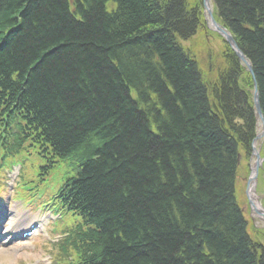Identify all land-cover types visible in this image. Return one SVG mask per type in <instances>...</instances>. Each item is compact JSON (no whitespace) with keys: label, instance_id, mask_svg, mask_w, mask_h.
<instances>
[{"label":"trees","instance_id":"1","mask_svg":"<svg viewBox=\"0 0 264 264\" xmlns=\"http://www.w3.org/2000/svg\"><path fill=\"white\" fill-rule=\"evenodd\" d=\"M213 3L264 119V0ZM199 9L0 0V78L14 80L3 92L43 129L40 144L86 162L69 181L96 228L97 256L82 264H264L236 194L237 156L255 136L252 80L226 45V69L204 79L180 43L203 27Z\"/></svg>","mask_w":264,"mask_h":264},{"label":"rangeland","instance_id":"2","mask_svg":"<svg viewBox=\"0 0 264 264\" xmlns=\"http://www.w3.org/2000/svg\"><path fill=\"white\" fill-rule=\"evenodd\" d=\"M209 3L210 7H212L211 0H209ZM199 11L201 14L202 22L204 20L206 24L199 29L196 35H194L187 41L181 42V44L183 48L188 53H190L192 59L197 62L200 71L203 73L204 77H206V81L210 82L215 80L217 76V69L214 65V56L216 54L220 56V53L222 52L224 47V43L221 40L222 38L216 32H214L213 29L208 28L210 27V22L208 21L205 8L201 7ZM213 68H215L216 70L214 71ZM254 148L262 157V155L264 154V142L262 138L255 141ZM15 160L19 162L18 165L21 168V178H26L19 184V187L16 189L15 196L20 195L19 199L25 206H33V204L35 205L39 200L47 199L53 191L55 182H57V180H60V178H63V173H58V170L60 168H56L49 174L48 177H44L46 181H39L38 178L42 177L37 176V170L39 165L41 164V160L38 159L35 155H31L29 157H21ZM253 162L254 158L251 159L250 164L252 165ZM240 164L244 165L246 164V161L241 160ZM241 165L239 170V172H241L240 176H245H243L242 178H239L238 176L236 179V194L238 197L239 206L242 208L244 217L247 221V232L249 238H251L253 241H257V235L261 238V243L264 246V220H262L261 217L255 215L249 205V199L251 200L252 197V201L260 205L264 209V190L262 184V175H257L256 177V179L258 178L257 190L255 188L254 192V181H256V179L247 184V180L244 178L248 176L245 174L246 170L243 169ZM31 178H34V181H32ZM247 185H250L249 192L246 189ZM23 189L34 190V197H26ZM0 198H3V196L0 195ZM45 203L46 202H42L38 206H35L34 211L44 210L46 207ZM66 223V218L62 216L61 219L55 223L54 227H56L57 229H61L66 225ZM41 253L42 252L29 255L28 257L30 258V261L28 262H34L39 256L43 255Z\"/></svg>","mask_w":264,"mask_h":264},{"label":"bare ground","instance_id":"3","mask_svg":"<svg viewBox=\"0 0 264 264\" xmlns=\"http://www.w3.org/2000/svg\"><path fill=\"white\" fill-rule=\"evenodd\" d=\"M221 39V38H220ZM222 40V39H221ZM233 42H234V44L232 45L231 44V46L234 48H237L238 49V46H237V44H236V42L234 41V39H233ZM226 44V43H225ZM227 45V44H226ZM228 46V45H227ZM220 49H222V48H220ZM229 51L233 54V55H235V51L234 50H232V49H229ZM214 59H215V61H214V65H215V68L217 69H215V68H213V70L215 71H217V72H219V71H222V70H225L226 69V66H227V61H226V59H225V55H222V56H219V55H215L214 56ZM238 62H239V64H240V66L244 69V71H245V73H247V74H249L250 75V72L248 71V68H247V62H246V60L244 59H239L238 60ZM249 65V64H248ZM252 70V69H251ZM253 74V73H252ZM204 79L206 80V77H204ZM252 85H254V87H255V89H256V84H255V82H254V80L252 81ZM257 97H258V95H257ZM251 104H252V110H255L256 109V107H255V104H254V100H253V97H251ZM258 104H259V100H258ZM259 109H260V107H259ZM251 162L250 161H246V164H239V163H237V171H236V174H235V176H236V178L239 176V178H242L243 176H245V175H242V176H240L241 175V172H239V170H240V165L242 166V168L243 169H245L246 170V175L249 173V171H250V167H251V164H250ZM251 175V176H250ZM250 178H253V175H254V170H253V168H252V171H250ZM244 179H247V177H245ZM253 199H252V197H251V201H252ZM239 204V203H238ZM252 204L254 205H252V208H253V210L254 211H256L257 209L258 210H264L260 205H258V204H256L254 201H252ZM259 217H261L262 218V220H264V216L263 215H261V214H259L258 215ZM109 242L111 243V241L109 240Z\"/></svg>","mask_w":264,"mask_h":264},{"label":"water","instance_id":"4","mask_svg":"<svg viewBox=\"0 0 264 264\" xmlns=\"http://www.w3.org/2000/svg\"><path fill=\"white\" fill-rule=\"evenodd\" d=\"M224 38L226 39V41L228 42V44H230V45L231 44L232 45L234 44L233 39H232V37L230 35L224 34ZM233 49H234L236 55L238 56V58L239 59L242 58L244 60V57L238 52L237 48L234 47ZM247 68H248V71L250 72L251 76L253 77L252 70L250 68V65L247 64ZM253 100H254V104H255V107H256V109H255L256 114H257V116L260 119V122L262 124V135H263L264 134V121H263V118H262V115H261V112H260V109H259L258 97H257V92H256L255 87H254V92H253ZM258 166H259V161L257 160L256 163H255V166H254L255 170H256V168Z\"/></svg>","mask_w":264,"mask_h":264}]
</instances>
